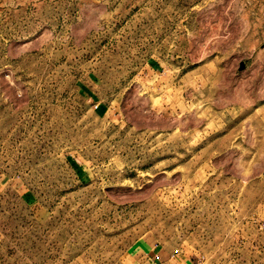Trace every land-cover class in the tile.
Wrapping results in <instances>:
<instances>
[{
    "label": "rangeland",
    "instance_id": "rangeland-1",
    "mask_svg": "<svg viewBox=\"0 0 264 264\" xmlns=\"http://www.w3.org/2000/svg\"><path fill=\"white\" fill-rule=\"evenodd\" d=\"M0 264H264V0H0Z\"/></svg>",
    "mask_w": 264,
    "mask_h": 264
},
{
    "label": "crops",
    "instance_id": "crops-1",
    "mask_svg": "<svg viewBox=\"0 0 264 264\" xmlns=\"http://www.w3.org/2000/svg\"><path fill=\"white\" fill-rule=\"evenodd\" d=\"M141 250L145 252L148 257L152 258L154 262L163 261L164 259L168 258L166 254H160L156 252L153 248L149 247L147 244L144 247H141Z\"/></svg>",
    "mask_w": 264,
    "mask_h": 264
}]
</instances>
